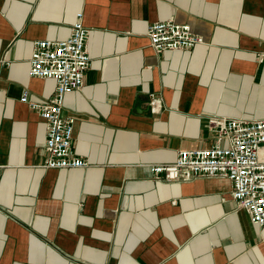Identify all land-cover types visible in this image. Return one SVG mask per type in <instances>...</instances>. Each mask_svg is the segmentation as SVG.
Masks as SVG:
<instances>
[{"label":"crops","instance_id":"0c3cea01","mask_svg":"<svg viewBox=\"0 0 264 264\" xmlns=\"http://www.w3.org/2000/svg\"><path fill=\"white\" fill-rule=\"evenodd\" d=\"M79 13L91 64L62 110L89 165L50 168L21 95H54L29 74L33 43L66 39ZM168 19L204 43L157 52L147 28ZM212 117H264V0H0V264H264V225L229 178L152 176L213 145Z\"/></svg>","mask_w":264,"mask_h":264},{"label":"built area","instance_id":"2783aa9c","mask_svg":"<svg viewBox=\"0 0 264 264\" xmlns=\"http://www.w3.org/2000/svg\"><path fill=\"white\" fill-rule=\"evenodd\" d=\"M157 52L191 49L204 43V37L191 24L172 19L155 21L146 31ZM90 29L77 15L69 37L61 40L38 39L29 59L31 76L55 80L54 95L46 101L30 99L25 89L21 101L37 111L45 122L46 167L76 168L89 165L72 148L75 117L63 114L66 93L84 86L91 64L87 48ZM210 127L216 131L215 142L204 149H182L172 163L152 164L157 181H185L197 177H227L232 181V198L251 220L264 225V117H212Z\"/></svg>","mask_w":264,"mask_h":264}]
</instances>
